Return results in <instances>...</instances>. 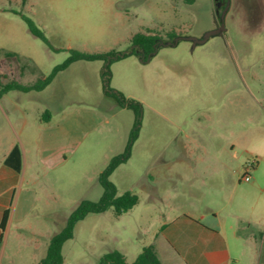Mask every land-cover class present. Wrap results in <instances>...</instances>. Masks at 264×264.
<instances>
[{
	"label": "rangeland",
	"instance_id": "rangeland-1",
	"mask_svg": "<svg viewBox=\"0 0 264 264\" xmlns=\"http://www.w3.org/2000/svg\"><path fill=\"white\" fill-rule=\"evenodd\" d=\"M218 1L0 0L2 85L49 76L70 50L130 54L132 37L147 29L164 43L195 39L112 62L108 84V64L77 62L41 92L0 94V164L13 144L25 157L16 187L25 207L9 245L20 255L5 263L42 260L79 204L102 197L98 177L124 152L137 120L107 86L143 107L131 156L110 178L119 195L131 192L139 202L121 216L109 210L77 223L63 247V264H98L114 250L131 264L153 243L175 195L202 193L199 178L183 176L190 154L229 153L233 144L245 168L256 165L255 154L264 152V0H229L217 13ZM21 15L45 33L54 51L29 33ZM46 113L50 126L40 123ZM61 122L73 139L64 157L45 160L41 137Z\"/></svg>",
	"mask_w": 264,
	"mask_h": 264
},
{
	"label": "crops",
	"instance_id": "crops-1",
	"mask_svg": "<svg viewBox=\"0 0 264 264\" xmlns=\"http://www.w3.org/2000/svg\"><path fill=\"white\" fill-rule=\"evenodd\" d=\"M45 117L40 123L43 121L50 126L53 118ZM71 138L63 123L49 130L41 137V157L45 160L64 157ZM16 146L13 144L8 149L0 164V264H17L13 262L15 260L5 261L7 257L14 259L20 255L19 250L9 245L11 227L16 217H21L25 196L21 189L16 198L21 172L5 165ZM230 148L229 153H192L188 156L191 166L183 176L199 178L203 189L196 196L176 194L163 215V224L152 243L163 264H245L247 261L260 264L264 255L261 240L264 233V152L255 154L256 165L249 171L252 179L245 182L242 179L246 170L244 162H240L235 145ZM21 155L22 171L25 159L22 151ZM7 210L8 222L2 232L1 223ZM118 251L126 258L125 252Z\"/></svg>",
	"mask_w": 264,
	"mask_h": 264
},
{
	"label": "trees",
	"instance_id": "trees-1",
	"mask_svg": "<svg viewBox=\"0 0 264 264\" xmlns=\"http://www.w3.org/2000/svg\"><path fill=\"white\" fill-rule=\"evenodd\" d=\"M182 1L186 5H192L195 0H178ZM27 0H23L25 4ZM22 19L27 25L29 33L36 39L42 41L50 50H53L48 38L45 33L28 17L21 15ZM171 39L175 38L176 35H170ZM161 41V38L155 34L154 31L147 29L144 32H140L134 35L131 39V43L134 50L130 54H121L115 51L107 53H87L78 50H70L69 57L60 65L56 66L52 73L47 77H41L32 84L24 85L16 81H10L5 85L0 83V94L7 93L9 91H20L24 93L29 92H41L45 90L56 76L67 70L71 65L77 62H95L103 61L108 64L105 71V82L109 83V65L114 62L130 55L138 57L147 56L154 51V46ZM6 56L13 58L15 55L12 53H6ZM107 92L111 94L122 108H128L136 114V125L131 133L129 142L122 154L113 157L108 166L103 172L100 173L98 181L103 188V195L97 202L88 200L82 201L79 206L72 212L69 219L63 226V228L54 236H52L48 242L46 256L40 260L37 264H63V247L66 242L74 237V230L80 221L84 220L91 214H102L109 210H112L116 216H121L130 210H132L139 202L137 195L131 192H125L121 195L118 194L116 185L110 180L112 174L121 166L126 163L132 151V146L139 134L141 119H142V105L132 99L125 98L120 92L111 91L107 86ZM45 118H49V114L46 113ZM5 165L14 169L16 172H21L22 167V155L20 148L16 146L9 156L5 160ZM9 217V211H5L1 223V231L4 232ZM261 240L264 244V233L261 235ZM98 264H127L125 256L118 250H114L101 257ZM132 264H163L159 258V254L155 244H151L144 247L140 255ZM260 264H264V255L261 259Z\"/></svg>",
	"mask_w": 264,
	"mask_h": 264
},
{
	"label": "water",
	"instance_id": "water-1",
	"mask_svg": "<svg viewBox=\"0 0 264 264\" xmlns=\"http://www.w3.org/2000/svg\"><path fill=\"white\" fill-rule=\"evenodd\" d=\"M222 5V2H219L217 3V13H219V9ZM223 26V19L220 18V26L218 27V31L217 33H219L220 31V28ZM208 38V35H206L202 40L200 41H196V42H204L206 39ZM180 39H185V40H189V41H195V39H193L192 37H179L178 39H176V41H171V42H158L155 46H154V49H156L159 45L161 46H169V45H174L177 43V41H179Z\"/></svg>",
	"mask_w": 264,
	"mask_h": 264
},
{
	"label": "built area",
	"instance_id": "built-area-1",
	"mask_svg": "<svg viewBox=\"0 0 264 264\" xmlns=\"http://www.w3.org/2000/svg\"><path fill=\"white\" fill-rule=\"evenodd\" d=\"M255 163H251L246 167L245 173L243 175V181L250 182L251 181V175L249 174V171L254 167Z\"/></svg>",
	"mask_w": 264,
	"mask_h": 264
},
{
	"label": "flooded vegetation",
	"instance_id": "flooded-vegetation-1",
	"mask_svg": "<svg viewBox=\"0 0 264 264\" xmlns=\"http://www.w3.org/2000/svg\"><path fill=\"white\" fill-rule=\"evenodd\" d=\"M219 2H222V4H224V7H223V9L225 8V6L227 5V3L229 2V0H219ZM222 9V10H223ZM218 27L220 26V21H218Z\"/></svg>",
	"mask_w": 264,
	"mask_h": 264
}]
</instances>
